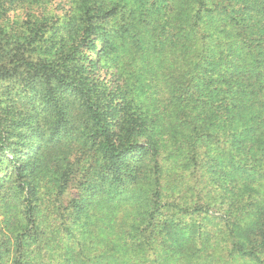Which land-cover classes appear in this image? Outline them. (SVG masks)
Returning <instances> with one entry per match:
<instances>
[{"label": "rangeland", "instance_id": "1", "mask_svg": "<svg viewBox=\"0 0 264 264\" xmlns=\"http://www.w3.org/2000/svg\"><path fill=\"white\" fill-rule=\"evenodd\" d=\"M86 1L13 0L8 12L13 20V48L21 47V41L34 36L37 42L28 51H32L35 60L60 64L83 61L90 52L80 26L83 19L95 16L92 19L98 22L99 39L108 48L101 53L100 72H107V79L123 93L120 106L124 131L116 137L124 144L136 141L153 145L156 155L145 157L139 171L141 179L136 183L127 177L121 183L108 177L103 181L98 177L103 164L98 140L90 139L89 128L83 127L87 124L86 114L71 96L63 95L51 102L39 94L28 104L24 77L14 75L16 79L10 85L13 90L7 88L6 80L0 81V122L10 117L27 119L45 132L40 152L43 157L32 164L29 177L38 184L36 199L44 203L38 225L52 226L46 229L48 233L53 232V226L60 230L50 233L53 236L46 234L39 244L28 247L32 262L150 264L152 260V264H257L237 254L230 261L233 240L227 238L226 224H235L234 234L249 232L255 228V219L264 217V161L247 174L236 173L223 149L227 140L233 141V136L226 139L223 131L211 125L213 121L204 115L197 117L191 105L174 90L172 77L184 64L182 48L187 41L183 34L175 35L178 26L169 18L172 14L175 20L169 1ZM132 1L145 10L140 27L133 28L135 23L129 17L130 10H137ZM77 4L80 9H76ZM122 21L126 31L120 29ZM75 22L79 27L73 26ZM203 23L206 29L207 21ZM209 25L215 28L211 21ZM172 33L177 37L172 38ZM89 39L99 40L92 36ZM229 41L225 35L218 36L215 44L224 46ZM97 46L101 50L98 41ZM102 107L109 109L107 102ZM60 108H68L72 126L58 124L54 112ZM194 115L198 129L193 131L189 119ZM18 139L11 150L17 147ZM28 144L19 146L21 155L15 162L11 154L0 157V234L9 239L24 226L20 221L22 197L16 188L14 164L25 162L32 146ZM65 171L70 175L66 192L60 202H55V186ZM155 186L163 206L174 202L189 208H205L188 215H172L166 208L161 209V221L170 218L177 229L183 230L178 231L175 242L155 241L141 247L137 233L147 226L146 198ZM73 200L84 205L82 213L71 208ZM52 205L59 209L55 211ZM184 227H190L194 233L200 230L201 243L192 241ZM217 227L220 234L212 232L213 236H209L211 228Z\"/></svg>", "mask_w": 264, "mask_h": 264}, {"label": "trees", "instance_id": "2", "mask_svg": "<svg viewBox=\"0 0 264 264\" xmlns=\"http://www.w3.org/2000/svg\"><path fill=\"white\" fill-rule=\"evenodd\" d=\"M167 1L175 20L172 19V14L169 18L178 26L175 35L179 37L181 33L183 37L186 36L187 41L182 48L184 64L177 68L172 77L173 88H176L179 98L191 105L197 117L204 115L205 119L213 121L214 124L211 125L223 131L226 139L233 136V141L227 140L223 148L226 159L236 167V173L247 174L251 172V168L264 161V0ZM12 4L13 0H0V81L6 80L9 84L7 88L13 90L10 85L14 84V75L24 77L28 104H32L39 94H44L43 98L51 102H56L63 95L71 96L73 102H77L86 114L87 124L83 127L85 130L89 128L90 139L98 140V149L103 155L102 173L97 174L98 177L103 181L108 177L115 183H121L127 177L136 183L141 179L139 171L143 160L149 154L155 156L156 149L153 145L139 144L136 141L124 144L116 137L124 131L120 106L123 93L107 79V72H100L101 53H105L108 48L99 39V29L96 28L98 22L95 23L92 19L95 16L83 19L80 26H83L84 37L89 42L86 45L89 57L83 61L80 59L61 64L41 62L32 58V51H28L37 42L34 36L30 40L26 38L21 41V47L13 48V20L8 17ZM133 4L137 10H130L129 17L135 23L133 28L140 27L143 22L141 15L145 10L141 6L137 7L135 2ZM79 5L77 4L76 9H80ZM204 20L207 21L206 29ZM210 21L215 28L209 25ZM125 24L122 21L120 29H124ZM73 26L79 27L76 22ZM175 35L172 33L171 37L176 38ZM224 35L230 41L224 46L215 44L217 37ZM90 36L99 39L97 41L100 42L101 50L96 40L89 39ZM234 38L237 40L231 42ZM105 102L108 104V111L102 107ZM67 109L60 108L54 113L58 117V124L72 126V121L67 117ZM196 116L188 118L193 131L198 129L194 122ZM63 130L67 128L63 126ZM55 131L56 127L53 132ZM44 133L41 128H35L31 120H15L10 117L5 122H0L1 158L11 154L15 162L21 155L19 146L29 145L28 142L32 145L25 162L14 164V177L18 180L16 188L22 197L20 221L24 226L10 239L0 234V264H45L32 262L34 259L31 258L32 252L28 247L33 243L39 244L46 234L53 236L50 233H58L60 230L53 226V232L48 233L46 229L52 226L40 228L38 225V216L43 212L41 206L44 203L41 199H36L38 184L29 177L33 172L32 164L43 157L40 152ZM16 139L17 147L11 150ZM69 176L66 171L60 175L61 180L55 186V202H60L66 192ZM158 195L155 186L154 191L146 198L148 209L145 213L148 223L137 233L140 234L138 240L141 247L150 246V242L155 241L160 244L175 242L178 231L183 230L177 229L170 218L165 222L161 221V214H158L161 209L166 208L168 214L172 215H188L205 208L204 205L189 208L188 205L179 206L174 202L163 206ZM52 207L55 211L59 209L56 205ZM71 208L82 213L84 205H77L76 200H73ZM225 217L224 221L228 222ZM255 221L254 230L238 234L233 233L234 223L229 227L226 224L227 238L233 240L228 254L232 258L231 262L237 254L257 264H264V217L260 216ZM184 228L189 230L192 241L199 240L201 243L200 230L194 233L190 227ZM218 228H211L209 236H213L212 232L220 234L217 232ZM149 262L152 264V260Z\"/></svg>", "mask_w": 264, "mask_h": 264}]
</instances>
